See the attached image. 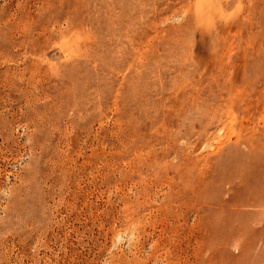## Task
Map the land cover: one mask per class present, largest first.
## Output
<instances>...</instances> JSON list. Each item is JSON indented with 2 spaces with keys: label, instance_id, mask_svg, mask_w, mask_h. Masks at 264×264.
<instances>
[{
  "label": "rangeland",
  "instance_id": "obj_1",
  "mask_svg": "<svg viewBox=\"0 0 264 264\" xmlns=\"http://www.w3.org/2000/svg\"><path fill=\"white\" fill-rule=\"evenodd\" d=\"M0 264H264V0H0Z\"/></svg>",
  "mask_w": 264,
  "mask_h": 264
}]
</instances>
